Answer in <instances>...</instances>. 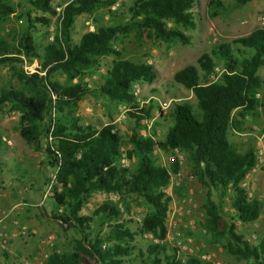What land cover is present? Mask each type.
<instances>
[{"label":"trees","instance_id":"trees-1","mask_svg":"<svg viewBox=\"0 0 264 264\" xmlns=\"http://www.w3.org/2000/svg\"><path fill=\"white\" fill-rule=\"evenodd\" d=\"M24 1L32 10L54 14L51 3L56 0ZM58 1L63 6L57 15L58 34L52 42L40 46L33 40L35 23L46 26L48 19L32 18L29 11L24 12V25L15 44L0 35V66L38 62L32 73L9 68L20 86L0 87V106L7 104L18 112L19 138L33 152L46 156L53 170L49 198L54 213L50 219L77 237L71 251H53L45 264H130L133 237L147 234L155 240L145 250L148 264H211L195 256H187L180 263L172 249L160 244L170 201L164 191L170 174L177 173V164L173 160L168 170L156 164L153 149L163 153L177 149L186 154L193 177L206 192L198 227L210 240L235 260L264 264V240L248 243L233 224L234 219L241 224L254 222L259 214L260 203L248 199L240 187L255 165L254 152L248 148L239 153L227 140L229 130L242 131L246 115L258 107L264 110V81L257 75L264 67V29L218 44L201 54L195 66L173 74L172 82L190 92L196 112L187 102H176L170 112L172 125L163 139L156 141L138 134L142 121L151 118L152 106H139L132 91L135 84H150L156 72L150 64L124 60L112 42L119 34L135 31L154 42L188 44L189 37L181 29L195 28V0H129L126 24L97 26L75 43L69 35L74 18L110 7L115 0ZM220 1L213 0L210 5L220 6ZM249 1L232 0L236 5ZM12 14L13 9L0 2V23ZM106 56L115 60L92 90L81 79L96 75L100 58ZM56 71L67 77V84L49 79ZM92 93L110 103L126 105V116L134 125L127 142H122L113 125L96 128L82 123L75 114L77 102ZM122 155L133 159L134 165L123 166ZM229 191L232 216L225 218L220 205ZM92 193L115 195L125 211L127 199L139 200L146 212L136 230L128 229V221L121 220L116 203L109 201L89 215L79 214ZM212 193L217 195V204L210 199ZM1 254L6 258L4 252Z\"/></svg>","mask_w":264,"mask_h":264},{"label":"rangeland","instance_id":"rangeland-1","mask_svg":"<svg viewBox=\"0 0 264 264\" xmlns=\"http://www.w3.org/2000/svg\"><path fill=\"white\" fill-rule=\"evenodd\" d=\"M211 1L213 0H195L196 6L193 9L195 28L194 30L181 29L183 34L189 37L186 45L146 40L144 35L138 36L135 31L119 34L112 42V46L124 60L150 64L156 72V77L150 84H135L132 87L139 106L148 103L152 106L151 118L145 120L146 124L142 121L143 126L138 130L139 136L148 135L156 141L162 140L167 128L172 125L170 112L176 102H187L196 112L195 101L190 92L172 82V76L176 71L186 66H195V61L201 54L208 53L218 44L244 37L255 29H264V0H250L245 5H236L232 0H221L220 6L210 5ZM0 2L13 9V14L0 23V35L7 43L15 44L24 25L25 11H29L32 18L48 19L46 26L35 23L31 34L37 44L45 45L57 37V15L63 6L61 1L56 0L51 3L54 14L32 10L24 0H0ZM129 5V0H115L110 7L99 8L91 14L76 16L69 34L70 40L73 43L77 42L84 33L94 30L97 26L126 24L129 19L127 12ZM251 13L252 19L247 22L246 17ZM167 26H172V24L167 23ZM114 60L112 56L100 58L98 72L94 75L95 79L84 77L81 79L82 82L90 89H96L101 83V75ZM12 66L32 73L38 68V62L34 60L30 65L23 64L22 66L20 64L1 65L0 87L20 86L19 81L11 76L9 68ZM257 75L264 81V67L257 70ZM49 79L60 85L68 83L67 77L59 71L52 73ZM162 102L169 103L168 109L161 116L153 118L152 114L157 109L158 103ZM75 114L81 118L82 123L96 128L105 124L113 125L123 143L127 142L134 126L132 120L126 116V105L110 103L97 93L89 94L78 101ZM18 116V112L12 110L9 105L0 106V201L3 195L4 198L9 197V204L6 207H0V210L9 211L18 206L4 221L9 220L11 226L16 227L17 230L23 226L26 231L23 235L17 232L15 237H12L9 232L0 229L10 236L4 252L6 258L0 253V264H45L51 252L71 251L73 241L77 237L72 231H62L50 219L51 214L54 213L49 198L53 170L48 166L47 158L42 152H33L19 138L17 134ZM243 121L242 131L229 130L227 140L239 153L248 148L253 149L255 165L245 175L240 187L245 191L248 199H254L260 203V210L254 222L241 224L234 219L233 224L237 234L254 245L259 240H264V110L256 108L246 115ZM126 148L128 150L129 146ZM153 157L156 164L167 170L173 160L177 164L178 176L170 174V180L164 191L170 198L168 216L165 219L166 229L170 230L172 222L170 210L175 209L183 198H189L194 204L192 217L197 229L195 231L184 229L182 233L185 237L192 238L193 243L199 246L195 257L211 264H245L243 261L226 255L219 244L211 241L207 234L201 233L198 222L202 218V204L206 192L193 177L186 154L177 149L167 153L157 150ZM120 163L125 167H132L135 161L124 158ZM187 176H190L191 180H187ZM30 192L34 196L32 204L35 205L24 211L22 210L25 202L23 199L25 200ZM226 194L227 196L222 198L220 205L221 214L225 218L232 216L229 201L231 192ZM210 199L215 204L218 203L215 193H212ZM107 201L116 203L121 211V220L128 221L126 226L134 232L146 208L139 200L133 198L126 200L128 211H125L123 204L117 201L115 195L92 193L79 214L89 215L95 208ZM41 209L46 214V218L43 217ZM23 224H28L29 227ZM154 241L149 234L135 235L132 242L134 251L128 257L130 264H148L145 250L148 244Z\"/></svg>","mask_w":264,"mask_h":264},{"label":"built area","instance_id":"built-area-1","mask_svg":"<svg viewBox=\"0 0 264 264\" xmlns=\"http://www.w3.org/2000/svg\"><path fill=\"white\" fill-rule=\"evenodd\" d=\"M91 79L94 80L95 76H91ZM168 105H169L168 102L158 103L157 109L152 114L153 118H157L162 114H164V112L168 109ZM143 123L146 124L145 120H143ZM156 153L157 150L153 149L152 155L154 156ZM121 160L122 161L124 160L123 155L121 156ZM175 175L178 176L177 173ZM186 179L191 180V177L187 176ZM17 207L18 206H15L14 208H11L9 211L0 210V223L3 222L9 216V214ZM193 209H194V204L192 203V201L189 198H183L180 201V204L175 209L170 210V215L172 220V222L170 223V230L166 229L165 236L163 240L160 242V244H164L165 246H167L168 248L174 251L175 259L180 263H183L184 259L187 256H195L199 251V246L193 243L192 238L188 236L185 237L184 234L182 233L184 229H187L189 231H195L197 229L196 223L192 217ZM167 216H168V212H166L165 219H167ZM14 224L16 223L14 222ZM25 231H26L25 228H19L18 233L23 235L25 234ZM201 233L203 234L204 231L201 230ZM9 237L10 236L8 234L0 230V253L6 251Z\"/></svg>","mask_w":264,"mask_h":264},{"label":"crops","instance_id":"crops-1","mask_svg":"<svg viewBox=\"0 0 264 264\" xmlns=\"http://www.w3.org/2000/svg\"><path fill=\"white\" fill-rule=\"evenodd\" d=\"M252 13H251V15H249L248 17H246L247 18V22H250L251 21V19H252ZM8 197V196H7ZM9 199V197L8 198H4V195H3V198H2V200L0 201V207H6L9 203H8V200ZM25 201V202H24ZM34 201V196H33V194H31V192H30V194H28L27 196H26V198H25V200L23 199V202H24V208L22 209V210H24V211H26L27 210V208H33V206L35 205V204H32V202ZM42 210V209H41ZM41 213H42V215H43V217L44 218H46V214L43 212V210L41 211ZM19 215V214H18ZM18 215H17V217H18ZM13 223V222H12ZM19 223H20V221H19ZM21 224V223H20ZM25 227H29V225L28 224H23ZM20 228H24L23 226H21ZM0 229L1 230H4V231H7V232H9V234H11L12 235V237H15L14 235L15 234H17V232H18V230H17V228L15 227V228H13L12 226H11V224H10V221L9 220H6V221H3V222H1L0 223Z\"/></svg>","mask_w":264,"mask_h":264}]
</instances>
